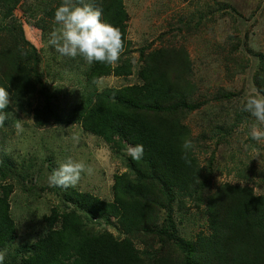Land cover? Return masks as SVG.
Instances as JSON below:
<instances>
[{"label":"rangeland","instance_id":"1","mask_svg":"<svg viewBox=\"0 0 264 264\" xmlns=\"http://www.w3.org/2000/svg\"><path fill=\"white\" fill-rule=\"evenodd\" d=\"M58 1L19 0L12 9L24 37L38 55L41 84L37 83L39 86L29 97L9 96L7 120L10 121L0 127V165L3 166L0 185L9 183L12 187L7 201L14 223L13 241L0 250L6 251L5 258L46 232L44 216L53 208L59 219L63 209H73L84 221V212L66 199L69 190L88 192L100 200L111 201L115 177L130 173L128 145L105 143L83 130L79 123H49L41 127L33 124L35 103L40 106L45 103L37 92L39 87L43 86L50 94L48 103L58 102L63 115L82 91V83L78 82L80 75L71 68L75 61L72 66L63 64L66 57L48 45L50 32L58 27L54 20L45 22L48 27L43 33L33 23V15L39 16L45 4L54 6ZM122 5L127 14L128 47L120 57L129 58L131 72L125 76L98 78L97 90L140 83L137 71L142 56L152 49L184 50L190 64L192 107L183 123L195 141L193 152L202 181L209 180L211 188L224 182L250 186L251 195L264 200V140L251 139L250 132L257 121L243 110L249 96L262 97L252 78L259 57L263 56L264 61V0H122ZM20 101L21 110L17 107ZM17 122L23 127L19 134L15 128ZM69 157L90 165L93 174L82 173L76 187L50 186L48 177ZM201 188L202 184L193 196L173 197L168 209L161 208L158 214L159 222L170 215L177 235L187 241L208 233L203 203L197 205L196 201L198 193L203 191ZM59 219L54 228L59 227ZM87 224L94 229H105L114 239L126 237L112 217L105 222L91 219ZM129 239L141 259L154 251L159 256L172 258L179 254L178 248L170 244L162 247L161 241L150 236H129ZM27 255L28 252L20 250L14 259L19 263Z\"/></svg>","mask_w":264,"mask_h":264},{"label":"trees","instance_id":"2","mask_svg":"<svg viewBox=\"0 0 264 264\" xmlns=\"http://www.w3.org/2000/svg\"><path fill=\"white\" fill-rule=\"evenodd\" d=\"M18 2L0 0V87L5 88L9 96L29 97L41 84L37 69L39 59L12 13ZM62 3L63 0H59L54 6L45 4L39 16L33 15L34 26L43 33L48 27L45 22L54 20L55 11ZM73 3L79 6L87 3L101 9L102 21L120 30L125 52L127 14L122 0H73ZM262 57L252 81L264 97ZM74 61L75 66L71 68L80 75L78 82L82 83L79 98L63 115L58 102L46 101L50 94L41 85L37 92L45 103L41 106L35 103L33 124L41 127L49 123H79L83 130L105 143L143 145V157L137 161L129 156L130 173L115 177L111 201L100 200L88 192L69 190L66 199L84 212V221L73 209H63L59 219L53 208L44 216L46 232L33 243L17 248L16 254L23 250L28 252L27 257L16 263L14 254L5 258L3 264H264V200L252 196L250 186L224 182L211 188L209 180L202 181L193 152L195 141L183 123L186 112L192 107L186 52L173 48L152 49L142 56L137 71L140 83L100 90L95 85L98 78L130 74L129 58L120 57L111 65L99 62L90 65L77 56L66 57L63 64L72 66ZM23 102L30 105L27 100ZM17 105L21 110L22 101ZM7 110L6 107L3 111L7 113ZM8 121L10 119H6L3 126ZM185 140L193 144L186 153L190 163L182 158ZM201 184L203 191L198 193L196 201L197 205L203 203L208 233L187 241L177 235L170 215L159 222L158 214L161 208L168 209L173 197L193 196ZM11 191L9 183L0 185V250L14 239V223L7 201ZM111 217L126 236L124 239H114L105 229H94L87 224L91 219L105 222ZM58 219L59 227L54 228ZM137 235L161 241L162 247L170 244L178 248L179 254L174 255L175 261L171 256L155 254L156 251L141 259L129 239Z\"/></svg>","mask_w":264,"mask_h":264},{"label":"clouds","instance_id":"3","mask_svg":"<svg viewBox=\"0 0 264 264\" xmlns=\"http://www.w3.org/2000/svg\"><path fill=\"white\" fill-rule=\"evenodd\" d=\"M82 2V0H81ZM102 10L93 8L92 5L82 3V6L73 3V0H63V3L56 9L54 15V27L49 34L48 45L61 57L84 59L88 64L99 62L111 65L116 63L122 52L124 44L120 30L101 19ZM10 98L8 91L0 87V127L8 118L3 110L9 105ZM257 121L253 125L250 136L254 141L264 140V97L249 96L243 106ZM17 134L23 131L22 123L15 124ZM73 139H77L73 137ZM182 148L185 155L182 157L186 163L187 151L193 148L190 140H185ZM126 154L133 160H140L144 154L143 145L128 146ZM93 168L83 162H76L68 158L51 173L48 177L49 185L52 187L70 188L76 187L81 180L82 173L91 176ZM6 251H0V264H3Z\"/></svg>","mask_w":264,"mask_h":264}]
</instances>
